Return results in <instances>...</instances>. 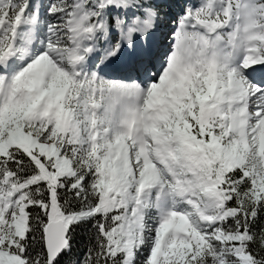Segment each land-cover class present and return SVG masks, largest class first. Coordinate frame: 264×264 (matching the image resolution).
Instances as JSON below:
<instances>
[{
    "label": "snow or ice",
    "instance_id": "1",
    "mask_svg": "<svg viewBox=\"0 0 264 264\" xmlns=\"http://www.w3.org/2000/svg\"><path fill=\"white\" fill-rule=\"evenodd\" d=\"M0 264H264V0H0Z\"/></svg>",
    "mask_w": 264,
    "mask_h": 264
},
{
    "label": "trees",
    "instance_id": "2",
    "mask_svg": "<svg viewBox=\"0 0 264 264\" xmlns=\"http://www.w3.org/2000/svg\"><path fill=\"white\" fill-rule=\"evenodd\" d=\"M88 232L85 230V226H81L77 229H75V243L78 246H82L83 243L87 240ZM77 251L79 248L76 249Z\"/></svg>",
    "mask_w": 264,
    "mask_h": 264
},
{
    "label": "bare ground",
    "instance_id": "3",
    "mask_svg": "<svg viewBox=\"0 0 264 264\" xmlns=\"http://www.w3.org/2000/svg\"><path fill=\"white\" fill-rule=\"evenodd\" d=\"M165 42H166L165 39H161V36L157 37V43L161 50H163Z\"/></svg>",
    "mask_w": 264,
    "mask_h": 264
},
{
    "label": "rangeland",
    "instance_id": "4",
    "mask_svg": "<svg viewBox=\"0 0 264 264\" xmlns=\"http://www.w3.org/2000/svg\"><path fill=\"white\" fill-rule=\"evenodd\" d=\"M165 31H167V29H165ZM161 39H164V37L161 36ZM165 41H166V40H165ZM165 44H166V42H165Z\"/></svg>",
    "mask_w": 264,
    "mask_h": 264
}]
</instances>
